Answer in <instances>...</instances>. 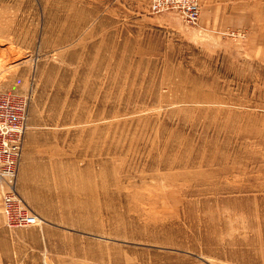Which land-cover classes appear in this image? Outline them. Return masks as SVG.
<instances>
[{
	"label": "rangeland",
	"instance_id": "obj_1",
	"mask_svg": "<svg viewBox=\"0 0 264 264\" xmlns=\"http://www.w3.org/2000/svg\"><path fill=\"white\" fill-rule=\"evenodd\" d=\"M197 1L0 0L40 219L0 264H264V0Z\"/></svg>",
	"mask_w": 264,
	"mask_h": 264
},
{
	"label": "built area",
	"instance_id": "obj_2",
	"mask_svg": "<svg viewBox=\"0 0 264 264\" xmlns=\"http://www.w3.org/2000/svg\"><path fill=\"white\" fill-rule=\"evenodd\" d=\"M149 7L153 12L175 10L189 21L199 15L197 0H151ZM27 106L24 95L0 91V205L8 228L31 227L40 221L14 188L22 156Z\"/></svg>",
	"mask_w": 264,
	"mask_h": 264
},
{
	"label": "crops",
	"instance_id": "obj_3",
	"mask_svg": "<svg viewBox=\"0 0 264 264\" xmlns=\"http://www.w3.org/2000/svg\"><path fill=\"white\" fill-rule=\"evenodd\" d=\"M232 14V13H231ZM6 235V238L10 240V245L15 248V247H21L24 245V236L26 234H4ZM43 240V235L38 236ZM16 264H25L26 262L23 263V261H20L19 259H16ZM27 264V263H26Z\"/></svg>",
	"mask_w": 264,
	"mask_h": 264
},
{
	"label": "bare ground",
	"instance_id": "obj_4",
	"mask_svg": "<svg viewBox=\"0 0 264 264\" xmlns=\"http://www.w3.org/2000/svg\"><path fill=\"white\" fill-rule=\"evenodd\" d=\"M26 128H27V119H26V123H25V131H24V134H23V142H24V136H25V132H26ZM22 157V156H21ZM19 170V169H18ZM17 174H18V172H17ZM16 179H17V176H16V178H15V180H14V183H15V181H16ZM11 183H9V185H10ZM40 220V219H39Z\"/></svg>",
	"mask_w": 264,
	"mask_h": 264
}]
</instances>
